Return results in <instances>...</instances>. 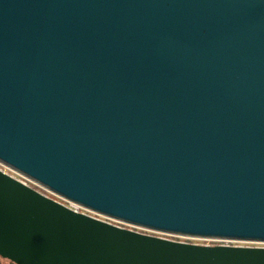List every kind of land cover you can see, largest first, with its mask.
Masks as SVG:
<instances>
[{
    "label": "water",
    "instance_id": "1",
    "mask_svg": "<svg viewBox=\"0 0 264 264\" xmlns=\"http://www.w3.org/2000/svg\"><path fill=\"white\" fill-rule=\"evenodd\" d=\"M0 160L108 216L264 241V0H0ZM10 264H264L74 211L0 169Z\"/></svg>",
    "mask_w": 264,
    "mask_h": 264
},
{
    "label": "built area",
    "instance_id": "2",
    "mask_svg": "<svg viewBox=\"0 0 264 264\" xmlns=\"http://www.w3.org/2000/svg\"><path fill=\"white\" fill-rule=\"evenodd\" d=\"M0 169L2 171L6 172L7 174L11 175L12 177L16 178L17 180L23 182L24 184L29 185L32 188L36 189L37 191L43 193L44 195L49 196V197L59 201L60 203L66 205L67 207L73 209L74 211L82 212V213L91 215L93 217L111 222L113 224H116V225H119L122 227L131 228V229H134V230H137L140 232H144V233H148V234H153V233H149V232H155L156 234H161V235L169 234L167 232H163V231H159V230H153L150 228H146V227H142V226H138V225H135L132 223L125 222L123 220L108 216V215L103 214L99 211L91 209L85 205H82L81 203H78V202H75L71 199H68L65 196L53 191L52 189H50L46 185L42 184L41 182L37 181L36 179L30 177L26 173L10 166L9 164H7L1 160H0ZM140 229L145 230V231H142ZM146 231H148V232H146ZM156 234H153V235H156ZM158 236H160V235H158ZM216 239H219V238H216ZM220 240L225 241V243H221V244H229L230 242H227L228 240L232 241V240H239V239L222 238ZM243 241H251V242H255V243L264 242L262 240H243ZM251 246H259V245H251Z\"/></svg>",
    "mask_w": 264,
    "mask_h": 264
},
{
    "label": "rangeland",
    "instance_id": "3",
    "mask_svg": "<svg viewBox=\"0 0 264 264\" xmlns=\"http://www.w3.org/2000/svg\"><path fill=\"white\" fill-rule=\"evenodd\" d=\"M142 230V229H140ZM145 231V230H142ZM148 232V231H146ZM149 233H153L156 234L155 232H149ZM156 235H160V236H164L166 238H170V239H174V240H180V241H187V242H193V243H199V244H210V245H215V244H221V243H225L224 240H220L222 238L216 239L214 237H201V236H192V235H185V234H179V233H172V234H165V235H161V234H156ZM223 241V242H222ZM227 242H230L229 244L231 245H259V246H264V242H260V243H255V242H251V241H243V240H228Z\"/></svg>",
    "mask_w": 264,
    "mask_h": 264
},
{
    "label": "crops",
    "instance_id": "4",
    "mask_svg": "<svg viewBox=\"0 0 264 264\" xmlns=\"http://www.w3.org/2000/svg\"><path fill=\"white\" fill-rule=\"evenodd\" d=\"M0 264H10V262L0 257Z\"/></svg>",
    "mask_w": 264,
    "mask_h": 264
},
{
    "label": "bare ground",
    "instance_id": "5",
    "mask_svg": "<svg viewBox=\"0 0 264 264\" xmlns=\"http://www.w3.org/2000/svg\"><path fill=\"white\" fill-rule=\"evenodd\" d=\"M167 233L172 234L171 232H167ZM192 236H195V235H192ZM196 236H198V235H196ZM201 237H205V236H201ZM219 238H220V237H219Z\"/></svg>",
    "mask_w": 264,
    "mask_h": 264
}]
</instances>
